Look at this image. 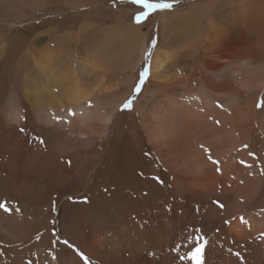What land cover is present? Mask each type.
Segmentation results:
<instances>
[{
  "label": "rangeland",
  "instance_id": "374dc122",
  "mask_svg": "<svg viewBox=\"0 0 264 264\" xmlns=\"http://www.w3.org/2000/svg\"><path fill=\"white\" fill-rule=\"evenodd\" d=\"M208 1L163 0L171 3L172 7L151 12L139 22L138 15L148 11L141 5L132 0L105 1L104 8L114 13L115 22L131 21L141 25L149 21L147 26H142L147 42L140 65L128 73L135 74L133 80H129L128 75H122L119 80L110 78L106 84L111 86L97 99V106L103 112L105 110L109 117L108 122L103 116L88 122L86 129L77 123L64 126L41 122L36 118V112L31 107L33 102L28 98V95L32 96L29 88L38 70L31 58L33 45H27L25 38L54 28L52 14L41 10L35 13V19L30 22L8 24L6 29L0 25L4 46L2 56L5 57L0 58V138H3L0 139V201L7 202L9 207V211L0 209V264H44L45 260L41 257L43 249L60 254L63 242L65 248L80 254L70 239V246L67 247L62 229L70 236L74 230H85L84 233H87L90 228L98 233L111 232L122 220L146 219L144 215L147 214L148 219L156 215L164 217L169 209H174L173 213L178 214L177 204L183 202L196 205L192 212L200 216L208 211L205 207L209 209L214 205L218 208L219 202L224 205L219 209L225 210L224 214L230 217L236 214L242 217L262 215L264 218V66L259 67L255 60H249V67H256L254 72L250 68L236 66L241 67V75L245 69L249 72L248 77L254 76V80L251 77L250 81L253 90L242 89L231 80L229 85H226L228 82L224 84L228 88H208L203 92L216 98H213L210 109L213 106L224 114H220L219 121L215 122V126H218L215 129L218 130L213 136L208 125L203 129L209 119H213L207 113L209 107L204 101H198L205 96L202 86L209 83L208 74L202 80L196 77L198 81L193 80L177 86V90L168 91L155 86L156 81L153 84L151 79V58L159 41L158 18L176 9ZM71 14L61 12L63 17L72 18ZM56 19L60 20V16ZM45 20H50L49 27L38 29ZM26 45L28 52L25 51ZM141 73H144L142 83ZM189 76L182 73L184 78ZM26 81L29 82L27 86ZM118 81L123 82L124 87L117 86ZM214 81L219 82V79ZM137 84H140L139 91L134 92ZM125 85L129 88L126 95L121 92ZM185 89H188L187 93H183ZM199 90L201 95L198 97L196 91ZM162 93L178 98L176 102L180 107L178 112L173 113L171 121L173 123L175 118L181 121L178 120L179 124L175 126L178 127L175 130L178 135H166L161 141H153L152 129L155 124L151 113L150 117L146 114L160 112L163 106H169ZM188 93L194 95L193 99H186ZM219 98L227 100L221 101ZM229 98L231 108L228 109ZM94 101L91 99L90 104ZM126 101H131L128 108L123 107ZM258 104L261 106L257 107ZM12 111L19 113L20 123L13 124L10 120L9 113ZM94 111L97 112V109L94 108ZM225 114L228 120H225ZM70 117L73 118V115ZM202 120L205 121L200 125L203 130L199 129L196 133L199 128L197 122ZM181 122L187 125L186 128ZM81 132L83 136L79 135ZM164 132L168 134V131ZM6 143L7 152L10 153L6 152ZM228 224L226 221L222 226L213 222L207 225L195 218L189 227L197 231L195 237L204 235L203 238L215 240L225 235ZM8 232L11 237H8ZM250 250L251 246L246 253ZM148 254L137 260L146 263L144 260H149L150 255L153 257ZM251 258L247 264H258ZM83 264L98 263L83 259ZM220 264H224L223 261Z\"/></svg>",
  "mask_w": 264,
  "mask_h": 264
},
{
  "label": "bare ground",
  "instance_id": "6f19581e",
  "mask_svg": "<svg viewBox=\"0 0 264 264\" xmlns=\"http://www.w3.org/2000/svg\"><path fill=\"white\" fill-rule=\"evenodd\" d=\"M105 1L0 0V25H3L5 29L9 27L8 24L16 25L32 21L35 19V13L41 10L52 14L51 20L54 22V28L46 29L45 27L50 25V20L42 21L43 24L38 29L45 28L46 30L25 38L28 41L27 45H33V53L30 51L31 58L35 62V69L38 70L35 71V80L32 81L34 83L29 88L31 90L29 93L33 92L32 96L28 95V98L33 102L31 107L36 112V118L41 122L58 123L57 125L63 124L64 126L77 123L85 129L88 128V122H93L103 116L108 122L109 117L104 113L105 110L103 112L102 108L97 106L98 97L106 93L111 86L106 84L107 80L110 78L119 80L122 75H128V79L133 80L135 74L128 73L131 69L139 66L142 61L143 48L147 42V35L143 33L142 26H147L149 21L147 20L148 22L141 25H136L131 21L115 22L114 13L104 8ZM65 11L69 15L73 13L71 14L72 18L63 17L61 12ZM59 16L60 20L56 19ZM2 36L0 34V46L2 47L0 58L4 55ZM158 39L157 48L151 58L150 73L153 84L156 81L154 85L164 87V91L177 90V86H181V84L193 80L198 81L196 77L202 80L206 74L210 77L207 78L209 83H203V95H205L203 92H206L208 88L213 90L221 87L228 88L224 84L228 82L226 85H229L231 80L242 89L253 90L250 87V81L254 76L248 77L249 72L245 69L242 71V75H244L242 76L240 68L247 67L252 71L255 70V66L249 67L252 60L257 61L259 67L264 66V0H210L199 5H190L165 13L158 18ZM28 50L27 48L25 51L28 52ZM236 66L241 67L237 68ZM183 72L184 76L188 74L190 76L182 77ZM216 79H219V82L214 81ZM116 85L124 87V83L120 81ZM126 85L123 91L120 90L124 95L129 92ZM185 90L183 93H187L188 89ZM200 90L196 91L198 97L201 95ZM164 93H162V98L168 102L169 106H163L160 112L146 114L150 117L149 113H151V119L155 124L152 129L153 141L155 139L161 141L166 135L174 136L177 133L175 130L178 128L175 126H178V120L181 121L179 118H175L173 123L171 121L173 113L178 112L180 107L176 102L178 98L175 95V97H171ZM25 96L27 95L25 94ZM185 97L189 100L193 99L194 95L188 93ZM213 98L216 99L214 95L209 94V96L205 95L203 99H198L199 102L204 101V104H207L206 106L209 107L207 113L213 119H209V123H206L204 128L200 127L205 123L204 120L197 122L199 128L196 133L200 128L205 129L206 125H208L209 131H211L209 133L212 136L215 130H218V128L215 129L218 127L215 126V122L219 121L220 114L223 113L215 110L213 106L210 109V105L214 101ZM91 99H95V103L90 104ZM230 103L231 99L229 98L226 106L228 109L231 108ZM94 108L97 109V112L94 111ZM69 109L75 113L73 118L69 115ZM263 110L264 108H262ZM6 114L8 115V113ZM9 116L10 120L14 122L13 124L20 123L21 118L17 111H12ZM181 124L183 123L181 122ZM190 124H188L189 127H192ZM183 125L185 126V124ZM6 126L8 127L7 124ZM164 130L166 133L168 131V134H165ZM79 135L83 136L84 134L81 132ZM4 145L7 152L8 143ZM10 149L12 152V148ZM242 204H245L244 201ZM177 206L179 215L176 212L173 213L174 209H169L164 217L156 215L148 219L149 214H147L148 216L144 215L146 219L122 220L111 232L98 233L90 228L91 230L87 229L89 232L84 233L85 230L76 232L72 228L75 232L70 236L62 229L61 234L66 237L64 239L67 247L70 246L68 241L70 239L81 253L77 254L69 248H65L63 242L60 247L61 255L43 249L42 260H45L44 264H83V259H90L98 264H196V261L191 259V252L201 241L195 237L197 231L189 227L191 226L189 224L196 218V220L201 219L207 225L208 222L221 226L226 221L229 223L223 237L215 240L211 237L204 238L202 242L205 247L200 264H220L222 261L224 264H247L250 262L251 256L258 264L264 262V218L261 217L262 215L256 217L251 214L255 217L248 215L242 217L235 214L234 217H230L229 214H224L225 210L221 211L219 206L216 208L212 205L209 209L205 207V210L208 211L204 210L206 213L200 216L201 214H193L194 209L192 208H197L194 204L183 202ZM241 218L245 222L242 223ZM8 237H11L9 232ZM191 237L195 238L191 239ZM250 246L252 251L246 253ZM146 254H152L153 257L150 255L149 260H144L146 263H140L137 259Z\"/></svg>",
  "mask_w": 264,
  "mask_h": 264
},
{
  "label": "snow or ice",
  "instance_id": "6c2138e0",
  "mask_svg": "<svg viewBox=\"0 0 264 264\" xmlns=\"http://www.w3.org/2000/svg\"><path fill=\"white\" fill-rule=\"evenodd\" d=\"M132 2L135 4L141 5L142 8L148 10V11H143L138 15V17H137L138 22L143 20V19H146L151 12H155L158 9L162 10V9H168V8L172 7L171 3L163 2V0H162V2H158V3L157 2H150V0H132ZM143 78H144V73H141V83L143 82ZM139 88H140V84H137L136 88L134 89V92H138ZM130 103H131V101H126L123 107L128 108ZM260 106H261L260 104L257 105V107H260ZM68 112H69V115L75 114L74 112H72L71 109H69ZM57 119H59V118L57 117ZM213 162L215 163V161H213ZM217 203H218V206L220 208L224 207L223 204H220L219 202H217ZM0 209H2L4 211H9L8 203L0 201ZM241 222L242 223L245 222L243 220V218H241ZM199 239L201 242L191 252V259L196 261V264H200V258H201L203 249L205 247V244L202 242L204 240V238L201 236Z\"/></svg>",
  "mask_w": 264,
  "mask_h": 264
}]
</instances>
